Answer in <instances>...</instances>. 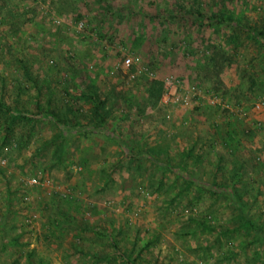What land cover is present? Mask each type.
<instances>
[{
  "label": "rangeland",
  "instance_id": "obj_1",
  "mask_svg": "<svg viewBox=\"0 0 264 264\" xmlns=\"http://www.w3.org/2000/svg\"><path fill=\"white\" fill-rule=\"evenodd\" d=\"M259 32L264 0H0V264H264Z\"/></svg>",
  "mask_w": 264,
  "mask_h": 264
},
{
  "label": "trees",
  "instance_id": "obj_2",
  "mask_svg": "<svg viewBox=\"0 0 264 264\" xmlns=\"http://www.w3.org/2000/svg\"><path fill=\"white\" fill-rule=\"evenodd\" d=\"M199 16H201V14L198 13V17ZM221 18L222 19H225L231 25H233L232 27H235V26L238 27V25H236V24L233 23L232 16H227V17L221 16ZM259 36L260 37H264V33L259 32ZM96 104L97 105H100L98 102H96ZM5 113H8L10 115H13V114H11V111L9 110V108H7L6 106L3 105V103H1V99H0V114H1V116H3V114H5ZM20 117L21 116L18 114V115H13L12 117L10 116V118H7V117L5 118V122H4V125H3V134L4 135L2 137V140L0 141V151L3 149V147H6L10 143L11 137L14 135V128H13V126L15 125V122L20 119ZM100 122H103V119H101ZM94 126H95V124H94ZM227 136L229 138V140H228V142H229L231 140L230 133H228ZM227 144L228 143H226V145ZM59 157H60V154H58L57 157H55V159H58ZM239 219H240L241 222H243V227L244 228H246V229L253 228V223L250 220H248V218H245L246 219L245 220L244 218H242L241 216H239ZM243 227L233 228V233H239V232H241L242 229H243Z\"/></svg>",
  "mask_w": 264,
  "mask_h": 264
},
{
  "label": "built area",
  "instance_id": "obj_3",
  "mask_svg": "<svg viewBox=\"0 0 264 264\" xmlns=\"http://www.w3.org/2000/svg\"><path fill=\"white\" fill-rule=\"evenodd\" d=\"M130 63H131V59H130V58H126V59L124 60V65H125V66H129Z\"/></svg>",
  "mask_w": 264,
  "mask_h": 264
},
{
  "label": "crops",
  "instance_id": "obj_4",
  "mask_svg": "<svg viewBox=\"0 0 264 264\" xmlns=\"http://www.w3.org/2000/svg\"><path fill=\"white\" fill-rule=\"evenodd\" d=\"M227 133V132H226Z\"/></svg>",
  "mask_w": 264,
  "mask_h": 264
}]
</instances>
